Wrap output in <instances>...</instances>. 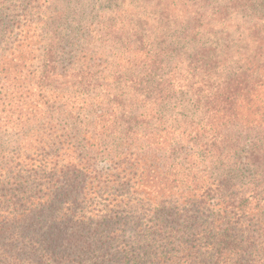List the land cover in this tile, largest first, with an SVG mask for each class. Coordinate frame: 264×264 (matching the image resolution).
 Instances as JSON below:
<instances>
[{
    "label": "trees",
    "instance_id": "trees-1",
    "mask_svg": "<svg viewBox=\"0 0 264 264\" xmlns=\"http://www.w3.org/2000/svg\"><path fill=\"white\" fill-rule=\"evenodd\" d=\"M2 1L0 264H250L264 0H127L125 40Z\"/></svg>",
    "mask_w": 264,
    "mask_h": 264
},
{
    "label": "rangeland",
    "instance_id": "rangeland-1",
    "mask_svg": "<svg viewBox=\"0 0 264 264\" xmlns=\"http://www.w3.org/2000/svg\"><path fill=\"white\" fill-rule=\"evenodd\" d=\"M52 7H60L63 10L73 11L80 10L81 6L85 8L80 10L84 15L83 19L92 17V21L95 24V27L99 30L102 37H107L105 33H110L119 37L118 40H125L127 37V16H128V7L127 0L126 4L122 6L121 0H50ZM224 1V0H213V2ZM0 3H3L0 2ZM9 3H13L19 6V10L23 11L27 8L32 7V0H8V3H4L5 6H8ZM118 4H121L119 8L120 14L116 12V7ZM43 5V4H42ZM209 5V4H207ZM148 7H153L152 5H146ZM123 7V11H122ZM113 14V20L107 22L108 18H112L110 15L103 13ZM105 34V35H104ZM2 213V209L0 210ZM260 241V239H259ZM254 250H249L246 253V257L249 259L250 264H264V246L260 243L255 244ZM248 262V261H246Z\"/></svg>",
    "mask_w": 264,
    "mask_h": 264
}]
</instances>
